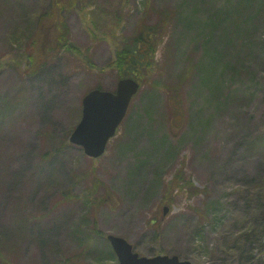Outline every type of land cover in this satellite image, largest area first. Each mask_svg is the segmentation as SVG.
<instances>
[{
	"label": "rangeland",
	"instance_id": "1",
	"mask_svg": "<svg viewBox=\"0 0 264 264\" xmlns=\"http://www.w3.org/2000/svg\"><path fill=\"white\" fill-rule=\"evenodd\" d=\"M242 1L91 0L96 25L63 12L81 54L56 50L32 71L51 0H0V262L119 264L106 238L117 234L143 255L264 264V7ZM164 9L155 72L89 157L70 142L83 96L116 89V41Z\"/></svg>",
	"mask_w": 264,
	"mask_h": 264
},
{
	"label": "trees",
	"instance_id": "2",
	"mask_svg": "<svg viewBox=\"0 0 264 264\" xmlns=\"http://www.w3.org/2000/svg\"><path fill=\"white\" fill-rule=\"evenodd\" d=\"M247 2V0H243L241 6H245ZM249 2L256 4L250 13L264 7V0H257V2L255 0H249ZM91 3V0H51L50 9L47 13L39 16L37 30L34 32L35 40L33 39V46L31 47L30 54H28L32 62V71L38 68V64L47 54L56 50L66 49L81 54L82 49L75 46L70 41L69 29L63 20V12L65 10L71 11L72 9L82 11L83 16L88 18L87 21L90 24L93 23L96 25L98 23V17H88L87 13V8L90 7ZM194 10L193 14L196 15L199 11L194 12ZM226 14L229 18L237 16L235 8L232 9V11L228 10ZM214 16L216 15H211L207 18V26L212 24L211 19ZM172 18V13L164 9L160 12L157 22L153 24H140L132 34L124 36L116 41L115 45H117V47L114 57L108 64L109 68L117 70L119 78L131 76L142 84L145 75L148 73L152 74V72H155V68H157V53L168 33ZM215 18L221 21L217 17ZM247 18L246 16L242 20L235 19V29L239 32L249 31V28L246 27L248 25ZM189 19H192L191 15ZM86 57L87 60L91 62L88 54H86ZM89 66L93 68L90 64ZM96 87L102 88L100 85ZM169 89L170 88L166 90L170 94L169 98L176 99L180 96V90H175L174 93V91L169 92Z\"/></svg>",
	"mask_w": 264,
	"mask_h": 264
},
{
	"label": "water",
	"instance_id": "3",
	"mask_svg": "<svg viewBox=\"0 0 264 264\" xmlns=\"http://www.w3.org/2000/svg\"><path fill=\"white\" fill-rule=\"evenodd\" d=\"M139 86L135 79L123 78L118 81L115 92L99 88L90 90L83 97L82 118L70 136L71 142L81 145L90 156L102 155ZM167 211L166 207L164 213ZM108 239L120 264H193L190 260L180 259L178 255L141 256L123 236L109 234Z\"/></svg>",
	"mask_w": 264,
	"mask_h": 264
}]
</instances>
